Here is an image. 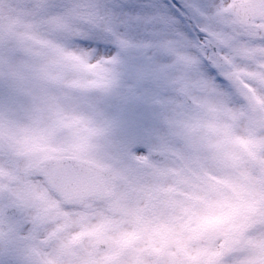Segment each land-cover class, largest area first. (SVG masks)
Segmentation results:
<instances>
[{
    "label": "snow or ice",
    "instance_id": "6c2138e0",
    "mask_svg": "<svg viewBox=\"0 0 264 264\" xmlns=\"http://www.w3.org/2000/svg\"><path fill=\"white\" fill-rule=\"evenodd\" d=\"M0 264H264V0H0Z\"/></svg>",
    "mask_w": 264,
    "mask_h": 264
}]
</instances>
